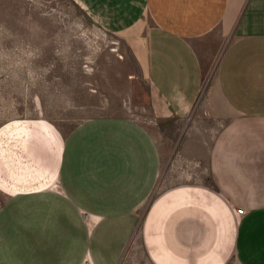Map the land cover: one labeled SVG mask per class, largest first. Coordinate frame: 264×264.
Here are the masks:
<instances>
[{
    "label": "crops",
    "instance_id": "obj_1",
    "mask_svg": "<svg viewBox=\"0 0 264 264\" xmlns=\"http://www.w3.org/2000/svg\"><path fill=\"white\" fill-rule=\"evenodd\" d=\"M76 1L182 122L175 178L125 115L4 124L0 264H119L140 223L153 264H264V0Z\"/></svg>",
    "mask_w": 264,
    "mask_h": 264
},
{
    "label": "rangeland",
    "instance_id": "obj_2",
    "mask_svg": "<svg viewBox=\"0 0 264 264\" xmlns=\"http://www.w3.org/2000/svg\"><path fill=\"white\" fill-rule=\"evenodd\" d=\"M154 107L150 83L132 54L76 0H0V128L45 120L66 132L95 116L134 118L164 145L160 190L175 178L174 138L182 122L162 121ZM5 196L0 188V205ZM134 234L119 264H153L142 247L141 223Z\"/></svg>",
    "mask_w": 264,
    "mask_h": 264
},
{
    "label": "built area",
    "instance_id": "obj_3",
    "mask_svg": "<svg viewBox=\"0 0 264 264\" xmlns=\"http://www.w3.org/2000/svg\"><path fill=\"white\" fill-rule=\"evenodd\" d=\"M238 212L239 213L243 212V209L242 208H238ZM87 217H88L87 213H84V218H87ZM86 264H88V261L86 262Z\"/></svg>",
    "mask_w": 264,
    "mask_h": 264
},
{
    "label": "bare ground",
    "instance_id": "obj_4",
    "mask_svg": "<svg viewBox=\"0 0 264 264\" xmlns=\"http://www.w3.org/2000/svg\"><path fill=\"white\" fill-rule=\"evenodd\" d=\"M135 235V234H134Z\"/></svg>",
    "mask_w": 264,
    "mask_h": 264
}]
</instances>
